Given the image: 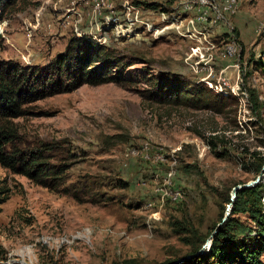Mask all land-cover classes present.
Listing matches in <instances>:
<instances>
[{
  "label": "rangeland",
  "instance_id": "1",
  "mask_svg": "<svg viewBox=\"0 0 264 264\" xmlns=\"http://www.w3.org/2000/svg\"><path fill=\"white\" fill-rule=\"evenodd\" d=\"M7 3L0 60L45 65L77 35L126 67L122 85L84 84L14 119L22 146L66 153L65 187L88 180L100 195L78 202L0 166V264H162L207 252L225 198L258 177L255 152L264 159V0H108L100 11L93 0ZM166 75L235 100L222 115L145 100ZM258 183L264 210V172ZM232 217L257 231L247 213Z\"/></svg>",
  "mask_w": 264,
  "mask_h": 264
},
{
  "label": "trees",
  "instance_id": "2",
  "mask_svg": "<svg viewBox=\"0 0 264 264\" xmlns=\"http://www.w3.org/2000/svg\"><path fill=\"white\" fill-rule=\"evenodd\" d=\"M0 1L1 11L7 0ZM15 2L16 0H8L9 4ZM147 5L156 6L155 3ZM125 67L123 59L109 46L77 35L71 36L65 48L45 65L0 60V166L40 186L63 190L78 202H98L100 194L93 189V182L84 180L81 184L69 183L64 186L69 168L66 153L58 155L52 146H22L13 121L26 115L31 104L36 101L73 91L84 84L122 85L125 80ZM142 96L145 100L159 105L209 110L220 115L229 112L235 100L232 95L216 93L202 83L190 82L179 75H166L155 79ZM208 145L213 150L218 147V143L212 140L208 141ZM253 158L252 165L258 176L264 166V159L256 152ZM262 187L263 184L258 183L237 190L230 214L214 234L209 250L177 264H264ZM0 194L2 202L6 199L2 185ZM229 202L230 198L227 196L225 203ZM241 211L247 213L256 223L258 229L255 233L251 234L248 227L232 219L233 214ZM222 218L221 214L219 221ZM197 238L198 241L203 239ZM199 245V242H192L189 254L195 253ZM174 261L170 259L162 264H171ZM125 264L137 263L125 261Z\"/></svg>",
  "mask_w": 264,
  "mask_h": 264
},
{
  "label": "water",
  "instance_id": "3",
  "mask_svg": "<svg viewBox=\"0 0 264 264\" xmlns=\"http://www.w3.org/2000/svg\"><path fill=\"white\" fill-rule=\"evenodd\" d=\"M264 171V166L262 168V171L261 173ZM261 173L258 175V177L255 179V180H251L249 182H246V183H242V184H238L234 187H232L231 189V194H230V202L227 204L226 206V211H225V214L222 218V220L220 221V223L217 224V226L215 227L214 231L212 232V234L210 235V240H208L207 244L208 246H210L211 244V238L213 237V234H215L217 232V230L219 229V227L223 224V222L227 219V216L229 215L230 213V209L232 207V204H233V201H234V198L236 197V191L239 190V189H242V188H247V187H251L253 185H255L257 183V181L259 180L260 178V175ZM203 253V250H200L199 252L195 253V254H191V255H187V256H184L180 259H178L177 261H174L172 264H177V263H181L187 259H189L190 257L192 256H195L197 254H202Z\"/></svg>",
  "mask_w": 264,
  "mask_h": 264
},
{
  "label": "built area",
  "instance_id": "4",
  "mask_svg": "<svg viewBox=\"0 0 264 264\" xmlns=\"http://www.w3.org/2000/svg\"><path fill=\"white\" fill-rule=\"evenodd\" d=\"M125 16H130V14H125ZM161 17H165V16H159V22H160V31L159 32H162ZM198 19L201 20L199 18V15H198ZM220 20H221V18H220ZM143 21H144L143 13H138V19H133V25H139V22H143ZM192 27H194V26H192ZM189 33H190V30H189ZM3 37H6V35H5V27H4V30H3ZM228 54H230V49H226V51H225V55H228Z\"/></svg>",
  "mask_w": 264,
  "mask_h": 264
},
{
  "label": "bare ground",
  "instance_id": "5",
  "mask_svg": "<svg viewBox=\"0 0 264 264\" xmlns=\"http://www.w3.org/2000/svg\"><path fill=\"white\" fill-rule=\"evenodd\" d=\"M107 1L108 0H93V3H94V6H95V8L97 9V10H102V8H104L105 7V5H106V7L108 8V6L109 5H107ZM90 3V2H89ZM93 6V5H92ZM93 6V7H94ZM96 11V10H95ZM102 12V11H101ZM98 13V12H97ZM101 14V13H100ZM99 14V15H100Z\"/></svg>",
  "mask_w": 264,
  "mask_h": 264
}]
</instances>
